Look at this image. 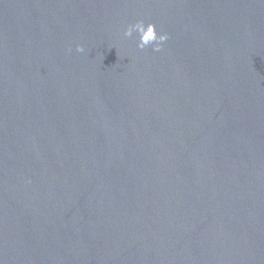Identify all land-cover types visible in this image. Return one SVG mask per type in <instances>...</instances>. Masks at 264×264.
Listing matches in <instances>:
<instances>
[{"label":"water","instance_id":"obj_1","mask_svg":"<svg viewBox=\"0 0 264 264\" xmlns=\"http://www.w3.org/2000/svg\"><path fill=\"white\" fill-rule=\"evenodd\" d=\"M0 264H264V0H0Z\"/></svg>","mask_w":264,"mask_h":264},{"label":"clouds","instance_id":"obj_2","mask_svg":"<svg viewBox=\"0 0 264 264\" xmlns=\"http://www.w3.org/2000/svg\"><path fill=\"white\" fill-rule=\"evenodd\" d=\"M134 32L137 33L139 37L137 47L141 50L151 46L154 52H160L162 51L163 45L169 40V35L167 33H158L154 23L146 24L143 20L129 25L124 35L126 37H131ZM76 50L81 53L84 52V48L81 46H77Z\"/></svg>","mask_w":264,"mask_h":264}]
</instances>
